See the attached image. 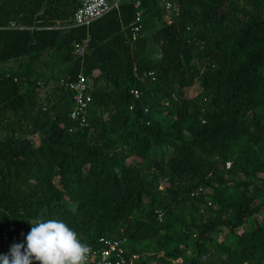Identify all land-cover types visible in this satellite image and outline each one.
Listing matches in <instances>:
<instances>
[{"label":"trees","instance_id":"trees-1","mask_svg":"<svg viewBox=\"0 0 264 264\" xmlns=\"http://www.w3.org/2000/svg\"><path fill=\"white\" fill-rule=\"evenodd\" d=\"M134 1L67 27L81 0H0V254L43 218L111 264H264V0H138L131 39Z\"/></svg>","mask_w":264,"mask_h":264},{"label":"clouds","instance_id":"clouds-1","mask_svg":"<svg viewBox=\"0 0 264 264\" xmlns=\"http://www.w3.org/2000/svg\"><path fill=\"white\" fill-rule=\"evenodd\" d=\"M24 243H14L0 254V264H88L91 246L57 219H36Z\"/></svg>","mask_w":264,"mask_h":264},{"label":"built area","instance_id":"built-area-1","mask_svg":"<svg viewBox=\"0 0 264 264\" xmlns=\"http://www.w3.org/2000/svg\"><path fill=\"white\" fill-rule=\"evenodd\" d=\"M120 0H81L80 5L73 11L70 17V23L66 25L70 26H87L91 21L102 16L110 9H117ZM133 6L136 9L135 19L131 26L130 37L134 39L139 35L141 25L138 23L140 20L141 7L140 2L135 0ZM164 7L169 11L172 10L170 3H165ZM85 40L82 44L74 43V52L77 55H81L84 48ZM60 84L69 92V98L71 101V110L69 117L73 120L77 118L83 119L82 113L85 111L87 103L90 101L89 87L86 77L83 73H77L74 80H59ZM134 96L137 95L135 90H131ZM228 165V164H226ZM103 243L106 245L100 251H92L88 262L95 260V255L100 258L96 261L97 264H111L112 262H123L122 248L119 246V242L115 239H103ZM132 258L135 255H131Z\"/></svg>","mask_w":264,"mask_h":264},{"label":"rangeland","instance_id":"rangeland-1","mask_svg":"<svg viewBox=\"0 0 264 264\" xmlns=\"http://www.w3.org/2000/svg\"><path fill=\"white\" fill-rule=\"evenodd\" d=\"M229 1L232 2V3H236L238 6H241L242 4H244V3H243V0H229ZM164 17H165L166 19L169 18V17H168V14H165ZM155 26H156V22L154 23V25L148 27L147 30H144V32H145L146 34L152 32V30H154ZM150 45L153 46L152 43H151ZM153 56H154V57H158V56H159L158 52L155 51V52L153 53ZM54 71H55V70H54ZM55 85H56V84H55V81H54V80H49V81L47 82V84H45V85H41V86L38 88V90H37V96H38L39 100H41L43 97H45V96H47V95L51 96V95H52V89L54 88ZM198 91H199V87H198L197 83H195L193 86H191L190 88L186 89V94H187L188 96H192V95H194L195 93H197ZM32 137H33V139L36 140L37 137H38V135L36 134V135H33ZM84 170H85V168H84ZM263 214H264V213H261L260 216H262ZM260 216L257 217L256 223L259 222V218H260ZM151 251H152L151 248H148V249H147V253H150Z\"/></svg>","mask_w":264,"mask_h":264}]
</instances>
